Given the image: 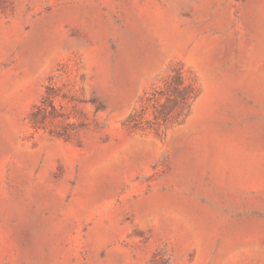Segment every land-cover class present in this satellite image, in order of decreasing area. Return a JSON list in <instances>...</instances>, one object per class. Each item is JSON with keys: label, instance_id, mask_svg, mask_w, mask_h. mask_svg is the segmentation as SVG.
<instances>
[{"label": "rangeland", "instance_id": "rangeland-1", "mask_svg": "<svg viewBox=\"0 0 264 264\" xmlns=\"http://www.w3.org/2000/svg\"><path fill=\"white\" fill-rule=\"evenodd\" d=\"M0 264H264V0H0Z\"/></svg>", "mask_w": 264, "mask_h": 264}]
</instances>
